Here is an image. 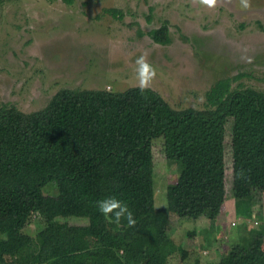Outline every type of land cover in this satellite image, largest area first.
<instances>
[{"label": "trees", "instance_id": "1", "mask_svg": "<svg viewBox=\"0 0 264 264\" xmlns=\"http://www.w3.org/2000/svg\"><path fill=\"white\" fill-rule=\"evenodd\" d=\"M148 33L157 43L170 41L165 20ZM237 77L216 80L205 108H175L137 85L116 92L60 88L30 112L1 104L0 264H173L176 250L185 259L169 234L172 216L205 220L208 235L220 236L228 223V121L234 217L246 219L248 231L218 260L194 264H264V222L252 220L251 207L254 191L264 193V90L233 86ZM156 142L164 159L179 164L158 209ZM52 182L57 193H44ZM108 196L128 204L134 228L98 211L96 202ZM32 218L41 224L34 235L25 230ZM196 231L187 232L191 242Z\"/></svg>", "mask_w": 264, "mask_h": 264}, {"label": "rangeland", "instance_id": "2", "mask_svg": "<svg viewBox=\"0 0 264 264\" xmlns=\"http://www.w3.org/2000/svg\"><path fill=\"white\" fill-rule=\"evenodd\" d=\"M107 8L120 13L112 15ZM164 20L170 41L160 44L148 31ZM145 52L157 73L150 88L178 109L205 108L207 89L228 75H238L233 86L264 90V0H250L248 8L240 0H217L213 8L198 0H0V105L38 110L64 87L122 91L137 85L135 61ZM229 142L230 121L227 226L220 236L208 235L205 220L172 216L169 234L187 251L183 259L176 250L173 264L218 260L236 236L247 234V220L234 217ZM153 154L158 209L166 206V188L177 180L179 164L164 159L160 142ZM42 190L57 193L55 182ZM251 207L252 220L264 222V193L254 191ZM40 226L32 218L25 230L34 235ZM194 228L195 244L187 237Z\"/></svg>", "mask_w": 264, "mask_h": 264}, {"label": "clouds", "instance_id": "3", "mask_svg": "<svg viewBox=\"0 0 264 264\" xmlns=\"http://www.w3.org/2000/svg\"><path fill=\"white\" fill-rule=\"evenodd\" d=\"M199 4L205 5L209 8H213L217 5V0H198ZM240 4L243 8L250 7V0H240ZM148 53L145 52L137 57L136 63V78L137 87L143 92L151 86L152 81L156 77L155 67L148 61ZM98 211L108 218L110 222L121 224L122 221H126V226L134 228L137 221L134 217L132 210L128 204L118 199L115 196H108L96 202Z\"/></svg>", "mask_w": 264, "mask_h": 264}]
</instances>
